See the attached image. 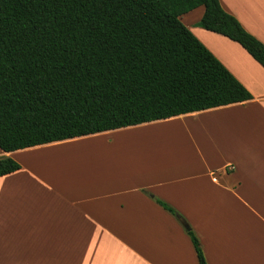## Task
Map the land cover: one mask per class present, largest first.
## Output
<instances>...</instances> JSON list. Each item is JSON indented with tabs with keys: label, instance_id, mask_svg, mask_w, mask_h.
Returning a JSON list of instances; mask_svg holds the SVG:
<instances>
[{
	"label": "crops",
	"instance_id": "crops-1",
	"mask_svg": "<svg viewBox=\"0 0 264 264\" xmlns=\"http://www.w3.org/2000/svg\"><path fill=\"white\" fill-rule=\"evenodd\" d=\"M220 2L264 42V0ZM204 12L181 20L253 98L0 148L21 164L0 176V264H199L189 227L208 264H264V66Z\"/></svg>",
	"mask_w": 264,
	"mask_h": 264
},
{
	"label": "trees",
	"instance_id": "trees-1",
	"mask_svg": "<svg viewBox=\"0 0 264 264\" xmlns=\"http://www.w3.org/2000/svg\"><path fill=\"white\" fill-rule=\"evenodd\" d=\"M201 5L200 26L237 41L264 66V42L220 0H0V148L252 99L182 22ZM20 167L0 157V176ZM188 233L199 264H208L200 239Z\"/></svg>",
	"mask_w": 264,
	"mask_h": 264
},
{
	"label": "water",
	"instance_id": "water-1",
	"mask_svg": "<svg viewBox=\"0 0 264 264\" xmlns=\"http://www.w3.org/2000/svg\"><path fill=\"white\" fill-rule=\"evenodd\" d=\"M186 226L188 227V225L186 224Z\"/></svg>",
	"mask_w": 264,
	"mask_h": 264
}]
</instances>
